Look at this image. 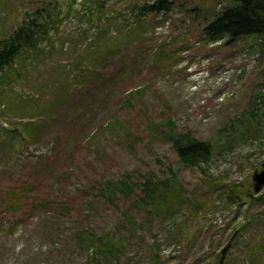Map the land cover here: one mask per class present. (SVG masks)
Segmentation results:
<instances>
[{
    "label": "rangeland",
    "instance_id": "obj_1",
    "mask_svg": "<svg viewBox=\"0 0 264 264\" xmlns=\"http://www.w3.org/2000/svg\"><path fill=\"white\" fill-rule=\"evenodd\" d=\"M82 1L71 0L72 10L51 35L53 50L43 45L44 54L19 77L5 75L13 86L3 90L0 84L1 127H38L17 158L0 137V264H217L229 241L223 264H264V253L257 252L264 246V185L254 192L251 181L264 166V108L252 109L264 92V39L213 43L203 25L228 0H173L170 12L148 18L140 32L122 30L97 43L93 29L83 32L88 24L79 19ZM131 1L154 0H111L107 7L122 10ZM68 4L0 0V38L38 7L46 14L60 8L63 16ZM115 38L131 48L133 59L146 57L148 63L132 79L102 83L106 67L96 54L110 58L120 51L107 49ZM118 60L109 71L120 66ZM245 113H255L256 132L246 134L240 126ZM169 121L173 132L211 143L207 164L179 163L165 136L172 131ZM69 135L77 145L67 146ZM168 167L183 195H196L204 209L195 215L187 204L162 209L149 222L146 212L131 207L134 224L92 189L124 174L164 176ZM247 190L262 199L249 202ZM36 197L59 204L37 209ZM81 228L112 235L122 252L115 248L114 256L104 258L98 247L80 250L73 233Z\"/></svg>",
    "mask_w": 264,
    "mask_h": 264
},
{
    "label": "trees",
    "instance_id": "obj_2",
    "mask_svg": "<svg viewBox=\"0 0 264 264\" xmlns=\"http://www.w3.org/2000/svg\"><path fill=\"white\" fill-rule=\"evenodd\" d=\"M109 1L111 0H83L80 5L82 9L79 19L81 23L88 24V27L83 32L88 33L93 29L95 33H92V35L95 36V42L97 43L103 37H111L113 34L120 35L122 30L134 31V33L136 31L140 32L143 26L142 23L145 20L157 15H165L173 7V0H154L147 3L131 1L126 6L122 2H115V4L123 5V9L120 10L108 8ZM70 2L71 0H69L67 10L63 16L60 8L57 11L53 9L52 14H46L45 9L38 7L33 13L26 14L23 20L17 22L6 36L0 38V84L3 90L6 89L5 86L11 87L14 85L9 83L8 77H5L7 73H14L13 75L16 74L19 77L21 73H18V71L21 70L22 72L23 67L25 68L28 62H33L44 54L43 45L48 46L50 51L53 50L54 45L51 35L58 33L59 26H62L68 12L72 10ZM111 12L115 14L112 15ZM202 33L213 43L226 39L223 45L243 39H264V0H228V5L212 15L211 20H208L203 25ZM117 40L115 38V43L107 48L108 50H120L114 56L109 58L102 51H98L96 54L98 59L102 61L100 64L106 67L102 83H119L132 79L136 69L148 63L146 57L133 59L130 54L131 48L119 46ZM148 46L151 47L150 45ZM160 48L161 45L156 46L154 49L158 50ZM133 52L136 53L135 51ZM161 56H163V53L157 55L154 62L160 61L159 58ZM117 57H119L120 66L114 72H111L109 67ZM130 61L132 62L131 65L128 64ZM87 69L88 66L83 65V71H87ZM130 96L131 91L127 94V97ZM19 101L21 102L22 98ZM260 108H264V92L262 91L256 96L252 109L257 113L256 111ZM255 113H251V116L250 113H245L243 116V122L240 126H242L246 134L256 132V128H258L257 126L255 127L253 121L256 118ZM47 118L50 119L49 117ZM50 120L52 121V117ZM7 124L9 125L10 123L7 122ZM169 124L172 131L165 136L169 140L172 149L176 152L180 164L186 167H195L200 164H207L210 161L213 156V147L209 141L197 140L187 132L175 133L173 132L174 126L171 121L168 122ZM108 125L111 126L112 124ZM31 128L28 123L18 128L8 129H3L0 125V137L5 142H9L8 144L11 148L7 153L12 158L20 157L21 150L27 145V142L31 143L35 138L38 127ZM65 139L67 146L72 143L77 145L73 135H69ZM137 178L135 179L130 174H124L117 179H103L101 183L99 181L96 182V186L92 189L96 191L97 198H101L106 203L120 209L123 216H125V220L134 224L135 220L132 219L129 212L131 207H136L146 212L149 222H151L152 216H156L162 209L169 212L173 211L175 207L187 204L191 215H195L199 209H204L205 202L197 201L196 195L191 194L189 197L183 195L182 187L176 179V173L170 167L167 168L164 176H155L152 172H146ZM31 188L34 191L38 188V185L31 184ZM244 195V198L249 202H258L262 199V196H254L251 190H247ZM235 198L239 201L236 196ZM58 204L59 202L56 199L40 198L38 200V197H36L32 207L52 210L56 209ZM73 235L76 240V246L80 250L98 247L97 252L104 258L114 256L113 250L120 248V245H118L120 242L114 241L112 235L99 236L86 228L77 230ZM122 250L120 248L119 251L122 252ZM257 252L264 253V246L260 247ZM250 254L253 255L255 253L250 251ZM257 263L256 259H252V264Z\"/></svg>",
    "mask_w": 264,
    "mask_h": 264
},
{
    "label": "water",
    "instance_id": "obj_3",
    "mask_svg": "<svg viewBox=\"0 0 264 264\" xmlns=\"http://www.w3.org/2000/svg\"><path fill=\"white\" fill-rule=\"evenodd\" d=\"M251 181H252L253 191L257 192L264 185V166H263V169L260 172H255L252 175ZM230 246H231V242L229 241L223 247V249L221 251V256H220L218 264H223L224 259L226 257V254H227Z\"/></svg>",
    "mask_w": 264,
    "mask_h": 264
}]
</instances>
